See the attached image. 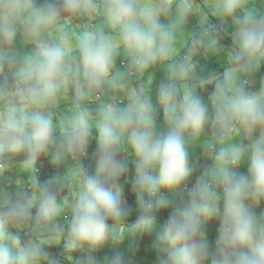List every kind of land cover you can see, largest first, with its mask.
Wrapping results in <instances>:
<instances>
[{
	"label": "clouds",
	"instance_id": "obj_1",
	"mask_svg": "<svg viewBox=\"0 0 264 264\" xmlns=\"http://www.w3.org/2000/svg\"><path fill=\"white\" fill-rule=\"evenodd\" d=\"M85 17L99 28L88 20L71 42L68 19ZM18 37L36 51L20 56ZM262 66L264 0H0V81L12 78L0 83V169L29 173L0 171V264H132L114 244L129 234L150 238L154 264H264ZM69 89L58 128L51 109ZM193 146L211 162L193 163Z\"/></svg>",
	"mask_w": 264,
	"mask_h": 264
},
{
	"label": "crops",
	"instance_id": "obj_2",
	"mask_svg": "<svg viewBox=\"0 0 264 264\" xmlns=\"http://www.w3.org/2000/svg\"><path fill=\"white\" fill-rule=\"evenodd\" d=\"M95 18V19H94ZM88 20L91 21L96 27L94 28H99L100 23L98 24V22L100 21L99 17H93V18H70L68 19L67 23H68V27L70 28V30L74 33L73 37L71 38V42L74 43L75 38L77 35H79V33L86 29V28H90V25L88 24ZM50 39L52 37H49ZM12 48H14L17 53L20 56H25V55H29L33 52L36 51L37 49V45H35L34 43H32L30 40H26L22 37H18L17 40L14 42V44H12ZM122 62V61H121ZM120 62V63H121ZM200 73H203L206 75V68L204 69H199ZM199 76H203L202 74H200ZM207 77V76H204ZM212 77H216V75H213ZM253 84V81H251ZM251 84V86H252ZM153 90V92H155V88L154 85L151 84L150 86ZM253 89H258V87H256L255 85L252 87ZM207 90V88H204ZM204 89L202 90L204 93ZM73 95L74 92L73 90L69 89L68 93L66 95H62L59 100L58 103L60 104H55V106L51 109V113H52V117H53V122L54 124L59 128L62 127L66 124L68 118L70 117V115L72 114V110H73V105H74V101H73ZM104 95L105 100H109L111 99V92H107ZM207 97H205V100L207 101ZM123 97L122 96H118L116 97V101L122 100ZM155 96H153V100L155 101ZM103 103V102H101ZM96 102L95 98L90 99L87 102V106L93 110V114H95V109L98 108V106L101 104ZM67 105V106H65ZM60 110V115H61V121L58 124V117H57V110ZM95 140L93 139L90 144H89V149H88V153L92 154L95 151ZM194 151H197L198 156L195 158V160H192L193 163L197 164V165H202V162L204 160H206V162H204V164H208L211 161L203 154L202 149L199 146H193ZM192 151V150H191ZM202 154L204 155V157L201 158ZM71 164H67L66 168L63 169V173L66 176L67 180L65 181V183H69L71 184V177L68 176L66 169L70 168ZM61 170L60 168H57V171ZM68 194H70L71 197V191L69 188H67V192L65 194V197H68ZM162 222V221H161ZM215 227H216V222L215 221H209L208 224V231H209V236L210 238H214L215 236ZM148 237L147 235H145V237H143L141 240H138L135 236L129 234L126 239H124L120 244L114 243L115 244V248H119L120 250L124 251L126 255H128V257H137L139 256V252L143 253V255L141 256V260L139 262H132V264H154L155 261V252L152 250V248L150 247V241H147ZM142 245V246H141ZM144 246L148 249V252L146 254V258H145V250L142 249L144 248ZM110 256V254L108 255Z\"/></svg>",
	"mask_w": 264,
	"mask_h": 264
},
{
	"label": "rangeland",
	"instance_id": "obj_3",
	"mask_svg": "<svg viewBox=\"0 0 264 264\" xmlns=\"http://www.w3.org/2000/svg\"><path fill=\"white\" fill-rule=\"evenodd\" d=\"M195 17H198L197 15H194ZM200 23V18H198V21H196L193 25H190V24H187V30L188 31H186V34H188V33H194V32H199L200 30H201V24H199ZM194 29V30H193ZM186 51L187 50H183L182 49V52L183 53H186ZM215 52H216V50H207V55H206V59H205V63H207V64H209V67H212V68H214L215 66H214V64H213V62H214V56H215ZM197 53L194 55V57H193V60L194 59H196L197 58ZM122 58H124V56L121 54L120 56H118L117 57V69H119L120 70V68L118 67V64H119V62H120V60H122ZM199 64H197V72H198V75H200V74H202L203 76H206L205 74H203V73H200V71H199ZM119 72H122V70H120ZM162 75H163V70L161 69V72L160 73H158L157 71L156 72H153V75H152V78H151V81L152 82H156V81H160V79L162 78ZM251 81H253V84H252V82H251V84H252V87L255 85L256 87H260V85H261V83L262 82H264V70H263V66L261 67V69L257 72V74L251 79ZM156 85L157 84H155L154 85V88H156ZM58 115V117H59V114H57ZM192 150V153H193V155H192V160H194L195 159V157H197L198 156V153L197 152H195V151H193L194 149L192 148L191 149ZM202 156H203V154H202ZM91 158V154H89V159ZM7 168H9L10 170H12V172H15V174L17 173V177L18 178H21V177H26V176H29V173L28 172H25V173H23L25 170L21 167V166H18V167H13L12 168V163H9L8 165H7ZM0 171H1V169H0ZM13 175V174H12ZM29 179V178H28ZM26 180V183L22 186V187H19V188H17V192L18 191H20V190H27V186H28V184L29 183H31V180L29 181V180ZM29 187V186H28ZM30 187H32L31 185H30ZM66 192H67V190L66 189H63V192H62V194H66ZM134 204V203H133ZM133 204L132 203H130L129 202V207L131 208V206H133ZM46 233H42V235H40L39 237L38 236H36L35 235V233H32V235H31V237L32 238H35V239H37V240H39V241H42L43 242V246H45L46 245V242H45V237H46ZM147 241H150V238L148 237V239H147ZM122 241H120V242H118V244H120ZM108 243V242H107ZM109 243H110V241H109ZM113 248V247H112ZM111 248V249H112ZM108 249V248H107ZM106 249V250H107ZM142 249H144L145 250V258L147 257L146 256V254H147V252H148V249L147 248H142ZM115 249H113L112 251H114ZM107 251H102V255H106V256H108L107 254H105ZM111 252V251H110ZM143 255V253H141V252H139V256H137V257H130L129 259L132 261V262H139L140 260H141V256ZM65 262V261H64ZM41 264H43L42 262H41ZM68 264V263H67ZM70 264H71V262H70ZM147 264H149V263H147Z\"/></svg>",
	"mask_w": 264,
	"mask_h": 264
},
{
	"label": "trees",
	"instance_id": "obj_4",
	"mask_svg": "<svg viewBox=\"0 0 264 264\" xmlns=\"http://www.w3.org/2000/svg\"><path fill=\"white\" fill-rule=\"evenodd\" d=\"M220 36V34H218V37ZM230 51L229 50H227V49H225L224 51H221L220 53H219V62H218V64H217V67H221L222 69H225L227 66H228V53H229ZM208 69L210 70V71H208V78L210 79V80H212L211 78H212V76L213 75H216L215 74V71L213 70V68L212 67H208ZM218 71L219 70H216V72H217V74H218ZM8 72V71H7ZM11 79L12 78H7V79H3L2 81H0V83H3L5 80H8V81H11ZM210 88L212 89V85H210ZM16 164H18V163H16ZM5 167H3V169H4ZM7 170V168L6 169H4V170H1V173H2V175H4V171H6ZM11 173V172H10ZM124 194H125V196H126V198L128 199V200H130V202H133L134 201V195L131 193V190H130V186H127L125 189H124ZM162 218V217H161ZM132 219L134 220L135 219V217H134V215H133V217H132ZM64 256H66V254L64 253V252H62V253H59V258H62V257H64Z\"/></svg>",
	"mask_w": 264,
	"mask_h": 264
}]
</instances>
